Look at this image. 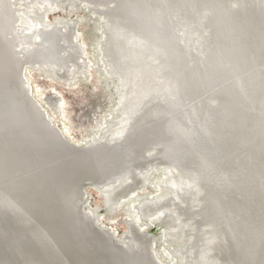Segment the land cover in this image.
Masks as SVG:
<instances>
[{"label":"bare ground","instance_id":"obj_1","mask_svg":"<svg viewBox=\"0 0 264 264\" xmlns=\"http://www.w3.org/2000/svg\"><path fill=\"white\" fill-rule=\"evenodd\" d=\"M20 1L21 0H0V34L3 32V29H8L11 26L10 21H8L11 16H13V20L14 18L18 20L21 19L23 26L31 34L30 45L26 48L28 49L27 53L33 54L34 58H39L36 62V65H38L36 69L39 74L47 76L48 80L60 79L69 84H71V81L75 78L78 80L83 79L86 73H84L83 61L79 60V57L82 55L81 48L76 44H72L76 42L77 36L75 22L70 19V17L65 18L62 16H59L53 22H48L49 13L55 12L61 8L62 11H64L63 9L72 11L74 8H69L70 10H68L67 7H64L61 2L56 0H29L26 4L20 3ZM112 1V3H114V0ZM148 1L150 0H115V3H121H119L120 6L118 9L120 11L117 17L113 16L116 18L115 25L110 18L108 19L111 21L109 23H111V25L113 24L111 26L113 38L111 39L110 36L109 40L107 39V41H105V47L109 57L107 62L110 65L109 74L119 79L118 83L120 85V90L122 88L126 91V87H132L138 82L140 93L138 92V94L136 91L137 94L133 96L128 94V89L126 92L123 91L124 93H121V119H116L115 121L112 119L114 123H111L105 118V123H101L100 125L102 135L99 141L92 147L82 148L81 155L80 153L70 155L65 153V147L68 146L67 142L71 143V140L68 138L64 140L62 133L54 127L53 121L55 117L53 118L48 111L46 113L32 96L30 98L29 85L22 80L21 72L18 71L22 56L14 49L9 51L2 61L0 65V150H3V152L2 154L0 152V156H2L3 159L0 157V179L3 177H7L8 179L9 176L17 173H19V177H24L21 181L18 180V182L0 191V264H59L62 261L57 260L56 256L66 254L65 243L68 244L71 240L68 233V237L65 236L63 228L66 227L71 232L73 231V233L76 232L77 229L79 231L86 228L84 226L86 221L83 222L84 215L82 217V207L79 206L80 204L78 205L79 201H83V196L79 194V192L82 184L81 179L84 177L90 176L94 180H97V186L100 188L99 191L103 196L104 206L107 210L105 211L107 213L102 216L99 213V208H97V210L91 209L90 212L95 216L97 221L100 219V224L104 221L102 219L105 217L108 218L113 225L111 229L115 230L114 226L117 224L118 216H109V213L118 211V205L121 201L123 199H129L132 194L137 192L136 188H139L141 180L143 181L142 175L144 177V182L148 181L149 174L151 175L150 172L154 167L153 163H156V161L157 163L160 161L166 163L167 159L165 158H176V151L182 145L180 140H183V137L178 138L177 136H174L178 138L177 140L168 138L171 133H169L167 137L166 135L156 132L153 133L150 130H137L138 128L136 129V125L133 124L135 120L139 118V114L135 116V110L137 109L134 110V108L140 104L144 96H147L144 98H148L146 94L153 92L151 90L176 87L179 80L181 85H183L182 87L185 88L187 85L191 87L193 86L192 84H198L200 82L215 83L220 81L223 78V75H221L223 74L221 66L225 62V55L230 54L228 51L232 50V52H234L240 49L242 43L241 41V44L237 42L239 39L233 41V43L225 42L224 38L227 36V31L225 30L230 27L229 25H223L225 19L222 20L220 17L216 19L218 24L217 27L220 26V30H217L218 33H216L217 35L215 36L217 39L216 51L214 50L215 52L208 54V48L202 46V44L200 46L196 45V49H189L188 40H181V38H179V40L177 38V35L173 32L174 30L171 29L169 23L166 21V14H164L163 11L161 13L158 12L154 7L152 8L149 5L151 2L148 4ZM183 1L187 3L188 6H193L195 1L199 2L198 0H189V2L188 0H182V3ZM217 1L218 0H216V2ZM18 2L25 7L20 9L22 14L17 16L19 7L16 6ZM221 2L223 1L221 0ZM238 4L240 3L238 2ZM71 5L73 7L75 6L73 3ZM214 6H216V4L213 5V7ZM201 8L203 9V7ZM225 14L226 13H224V16ZM201 16L206 17L204 12ZM202 19L204 20V18ZM186 21L185 19V22ZM191 25H193V23ZM188 30H190V27ZM192 30H194V28ZM233 30L231 32H233ZM175 32L179 37V32L177 30ZM6 33L7 34L4 33V36L7 38L9 35H12V39H15L17 35H21L15 30H13L14 34H10L8 30H6ZM192 34L198 36L197 32ZM1 39L4 38L0 36V40ZM196 39H198V37ZM19 41L22 42V40ZM208 41L210 42V40ZM132 46H134L133 51L135 50V53L131 52ZM0 48L5 49V46ZM18 81L22 90H18V94L15 93V95H11L12 90L16 87L18 89ZM261 82L262 81H260V83ZM239 83V90L237 84H235L233 86L234 91H230L229 96L225 94L229 104L232 105L233 100H236L235 106L239 108V122L232 121V116L221 108H218L216 112V114L221 115V122L218 121L214 126L209 125V122L217 118L216 114L212 113L206 115L205 118L202 116L198 117L200 119L203 118V120L209 117L205 121V129L207 131L214 130L212 135L217 133L215 130H218L220 133L216 134L217 136L209 138L207 143L205 142L207 151L199 158H195L191 153L192 149L189 147L182 162L176 159L178 162L184 163L182 165L184 167L180 170L178 169L179 173L177 172L178 174H176L174 172L173 174L167 171L170 176L166 182V188H168V190L166 192L163 191L161 195L155 199H144L139 205L140 215L144 217V219L151 217L160 222H164L163 226L168 233L167 236L176 238L177 242L179 241L181 244L179 254L186 261V264L187 262L189 264H196L199 258H201V255H196L194 252H196L198 248H203L202 242L206 241L204 240L206 235L202 236L201 232L198 231L196 221L198 218L195 217V209H198V211L201 210V213L205 216L207 225L209 224L211 227L222 226L229 230L231 238L228 239L224 236L223 241H226L225 243H231V241H233L234 244L239 245L236 250L232 249L234 256L237 257L238 255H242L241 258L251 257L253 254H257V252L264 255V120L261 121V116L254 110L256 106L258 108L260 105L259 110L264 114V94L262 95V101L257 105V96H254L253 91L245 90L241 82ZM73 85H75L74 82ZM116 86L118 87V85ZM181 91L185 96L190 95L186 93L187 91L185 90ZM227 91L229 90H226V92ZM255 92L257 93V88ZM156 95L159 94L156 93ZM10 97H15V99L10 100ZM17 97H21L22 99H16ZM173 97H176V93ZM45 98L53 113L64 118L62 112L66 102L63 93H49ZM161 98L159 97V99ZM25 101L28 102L30 107L34 110L32 118L21 115V111L18 110L17 103H24ZM178 101L179 100H177V103ZM252 103L255 104L252 105ZM4 105H9L6 112ZM1 117H3V119ZM91 117L92 116H90V118ZM181 120L183 121V119ZM188 120L190 121L189 118ZM196 120L197 119H195V121ZM104 124L106 126H104ZM197 131L199 132L201 130L199 129ZM25 132H28L27 135ZM6 134H9V138L7 137L8 140L6 143H2V136ZM182 134L180 133V135ZM219 134L221 136H219ZM175 135H177V133ZM194 136H197V139L199 138L198 133H195ZM21 137H25V141L21 140ZM93 140L97 139L94 138L91 141ZM91 141L89 140V142ZM191 141L193 144L194 140ZM89 142L86 143L83 139L81 143L91 146ZM111 142L116 144L114 145L115 148H109L110 144L112 145ZM249 144L250 149L247 152ZM57 146L63 149V152L59 148H56ZM252 146L253 149H251ZM72 150L78 152V149L76 150L74 147H72ZM70 157L72 163L68 162V158ZM44 161L52 163L48 171L45 169L44 165L47 164H44ZM150 161H152L151 164L149 163ZM172 162L175 163L176 161ZM39 166H41L39 170L42 173L38 172ZM48 167L47 165V168ZM142 167H146V171L141 170ZM46 172L48 176L56 174L57 178H62L63 181L68 180L67 186L61 190H57L60 189L57 185L55 189V187L50 186L51 184H46L44 190L43 188L39 189L38 185H41V183H39L37 181L39 179L36 178L47 176ZM16 176L18 177V174ZM51 194L54 200L51 198ZM132 205L133 204H131V207ZM135 207H137V205ZM65 211L69 214L68 218L65 216ZM71 215H74L75 219L79 218L78 223L76 222L77 220L70 219ZM141 216L137 215L136 219L141 220ZM151 218L150 220H153ZM40 220H43L42 224H40ZM88 220L87 218V221ZM51 221H54V223L57 222L56 228H54V224H50ZM44 223L45 227H43ZM131 224L132 223H129L130 230L128 232H132V235L125 236L126 238L128 236V245H126V248H130L131 253L134 254L132 259L128 260L129 264H156L157 260L155 259V261L153 259V254H149L151 246H153L152 237L149 238L148 232L145 234L140 233L141 230L137 229L135 226L136 224ZM90 225L88 223V226ZM203 227H201L202 230L204 229ZM230 227H232V230ZM93 228L96 229V226ZM243 228L245 229L244 231ZM249 228L251 229L248 231ZM221 229L222 228H220V230ZM79 235L80 236H76L78 237V241L83 240L84 238L81 237L83 234L79 233ZM108 235L110 236V234ZM226 238L228 240H226ZM136 239L137 242H141L142 246L145 248H135ZM207 240H209L208 237ZM105 241L108 242L109 240L106 238ZM28 243H31L30 246L32 245V247L25 246L26 244L29 245ZM71 244L76 245L74 242ZM103 245H101L100 248H107L106 245L108 244ZM62 246L64 247L62 248ZM112 246L113 245L108 248ZM36 247H38V250H36ZM112 248L108 249L110 255L113 254L112 250L114 249ZM205 248H207V246ZM74 250L78 251V254L82 253L84 256L87 253V249L79 248ZM100 250L101 252L98 253L108 254L104 250ZM221 254L218 255L220 256L219 260H221ZM66 255L64 258L69 254ZM71 255L69 259L73 257ZM76 255L74 257H76ZM100 256L101 255H98L96 257L100 258ZM30 259L34 261H29ZM235 260H237V258ZM71 261H73V259ZM212 263L215 264L214 261ZM221 264L238 263L229 261ZM239 264L246 263L244 261ZM257 264H264V256L262 262H258Z\"/></svg>","mask_w":264,"mask_h":264},{"label":"rangeland","instance_id":"obj_2","mask_svg":"<svg viewBox=\"0 0 264 264\" xmlns=\"http://www.w3.org/2000/svg\"><path fill=\"white\" fill-rule=\"evenodd\" d=\"M27 1H29V0H26V1L21 0L20 3L26 4ZM56 1L61 2L64 7L68 8V10H70L69 8H74V10L66 11L65 9H63L64 11H62V8H61L55 12H51L48 15V20H49L48 22L55 21L59 16H62L65 18L70 17V19H72L75 22V26H76L75 30L77 32V34H76L77 36H76V40H75L76 42L72 43V44H76L81 48L82 55L79 57V60L83 61V65H84V69H85L84 73H86V76L81 80H78L77 78L73 79V81H71L72 82L71 83L72 85H71L69 83H66V82L60 80V79L48 80L47 76H43V75L39 74V72L36 69V67L38 66V65H36V62L38 61L39 58H34L33 54L27 53L28 49H26L30 45L31 34L23 26L22 20L21 19L18 20L17 18L16 19L14 18V20H13V16H11L8 20V21H10L11 26L8 29H3V32L0 34V36H2V38H4V39L0 40V47L3 48L5 46V49L0 48V65L2 64V61L7 56L8 52L11 50L15 49V51L20 56H22V61L19 64L20 70L18 69V71L21 72L22 80L27 85H29V88H30L29 89L30 90L29 96H30V98L32 96V98L37 102V104L46 113L48 111L49 114L53 118L55 117L54 121H53V123L55 125L54 127L62 133V135L64 136L63 137L64 140H67V138L69 140H71L70 141L71 143L67 142L68 146L65 147V151H66L65 153L68 155L80 153V155H81L82 148L92 147L95 145V143L97 141H99V138L102 135V129H100L101 123H105L106 119L108 120V122H111V123L112 122L114 123V121L116 119L117 120L121 119V117H122L121 112H120L121 111L120 110L121 93L126 92L128 89V91H127L128 94H131L134 96L139 92V84L137 82L132 87H126V91H124V89H122V88L120 90L119 89L120 85L118 83L119 79L114 77V75L109 74L110 65L107 62L109 60V57H108V52H107L106 47H105L106 46L105 41H107V39L109 40L110 36H111V39L113 38L112 37L113 31L111 29V26L113 24L115 25V21H116L115 17H117L118 16L117 14H119L120 10H118V9H119V6L121 4L120 3L121 1L116 2V3H115V0H114V3H112L113 2L112 0H110V1L109 0H71V1L70 0H56ZM152 1H153V4H152ZM198 1L200 3L195 1L193 3L194 4L193 6L192 5L188 6L187 3H185L184 1L182 3V0H172V1L171 0H165V2H167V3H165L164 1H161V0H150V1H148V4L151 2L149 5L152 8L154 7V9L157 10L158 12L161 13L163 11V13L166 14V16H165V18L167 19L166 21L169 23V26L171 27V29L174 30L173 32L175 33V35H177V38L178 39L181 38V40H185V39L188 40L189 49L190 48L196 49L197 46H200L202 44V46L208 48L207 49L208 54H212V52L216 51L215 49H217V45H216L217 39L215 36L217 35L216 33H218V31L220 30V26L217 27L218 24L216 22V19L218 17H220L222 20L225 19L223 25L224 24L226 26L229 25V27H230V28H227L225 30V31H227L226 32L227 33V36H226L227 39L224 38L225 42L226 43H233V41H237L239 39L237 42L240 43V41H241V43H242V44L240 43L241 44L240 49H237L234 52H232V50L228 51V52H230V54L225 55V62L221 66V71L223 72V74H221V75H223V78L220 81H217L215 83L214 82H211V83L200 82L198 84H192L193 86H191V87L189 85H187V87L185 88V87H182L183 85H181L180 80H179L176 87L174 86L171 88L167 87L164 89L160 88L157 90H151L153 92H149L146 94V95H148V98H144V97H147V96H144L143 99L141 100L140 104L137 105L136 108H134V110L137 109V110H135V116H136V114H139V118L137 120H135V122L133 124V125H136V129L138 128L137 130H143V129L144 130H150L153 133L156 132V133H159L162 135H166L167 137L169 136L168 135L169 133L172 134V132H173L174 135L170 134V136L168 137V138H171L172 140H174V139L177 140L179 137H183V140L182 141L180 140V142L182 144H184V143H186V144H184L182 149H184V151L187 152L189 150V147H190V149H192L191 153L195 156V158L201 157V155L207 151L206 150L207 149L206 143L209 141V138L217 136L216 134L220 133L218 130H215L217 133H215V135H212V132H214V130L213 131H211V130L207 131L205 129V121L209 118L208 117V118L203 120V118H205L206 115H210L212 113L216 114L217 109L221 108V109H224L228 114H230L232 116V118H233L232 121L234 120L235 122H239V120H240L239 113H238L239 108L235 106L236 100L234 99L232 102V105H231V104H229L228 99H226L227 96H225V94H228V96H229L230 91L231 92L234 91L233 86L235 84H237L238 90H239V85H240L239 82H241V84L244 86L245 90L253 91L254 96H257V101L255 100L257 102V105L259 102L262 101V95L264 94V67H263L264 66V0H234V2H233V0H222L223 2H221V0H218L217 2H216V0H211V1L210 0H208V1L198 0ZM161 2H163V3H161ZM188 2H189V0H188ZM238 2L240 4H238ZM70 3L71 4L73 3V5H75V6L73 7ZM159 4H160V6H159ZM202 4H204V5H202ZM215 4L217 7L216 6L213 7V5H215ZM196 5H197V7H196ZM198 5H199V7H198ZM16 7H19V10L17 12V16H18L19 14H22V11L20 9L25 7V6H22V4H19V2H18ZM201 7H203V9ZM208 8H210V9H208ZM241 9H243V10H241ZM196 10H198V11H196ZM199 10H200V12H199ZM175 11H177V12H175ZM216 11H217V13H216ZM236 11H237V13H236ZM197 12H198V14H197ZM203 12L207 18L205 16H201V15H203ZM205 12H206V14H205ZM115 13H116V15H115ZM224 13H226L225 16H224ZM172 14H173V16H172ZM188 15H190V16H188ZM113 16H115V17H113ZM184 16H186V17H184ZM208 16H210V17H208ZM234 16H235V18H234ZM169 17L170 18L173 17V18L170 19ZM179 17L182 19V21H180V22H183V23L179 22ZM198 17H201V18H198ZM109 18L111 21H113L112 25H111V23H109V22H111L110 20H108ZM202 18H204V20ZM185 19L187 20L186 22H185ZM210 20H212V21H210ZM195 21H197V22H195ZM198 22H199V24H198ZM208 22H209L210 26H209ZM225 22H227V23H225ZM106 23H107V25H106ZM192 23H193V25H191ZM211 23H212V25H211ZM174 24H176V25H174ZM174 27H175V29H174ZM189 27H190V30H188ZM245 27H247V28H245ZM249 27H251V28H249ZM193 28H194V30H192ZM233 28H234V30H233ZM259 28H261V29H259ZM12 29L17 31L21 35H17L15 39L14 38L12 39V35H9L6 38L4 36V33L7 34L6 30H8L10 32V34L11 33L14 34ZM110 30H111V33H110ZM176 30L179 32V37H178V34H176V32H175ZM232 30H233V32H231ZM261 30H262V32H261ZM196 32H197L198 36L197 35L194 36L192 34V33H196ZM254 32H255V34H254ZM201 33H202V35H201ZM180 34L183 37H181ZM213 34H214V37H213ZM197 37H198V39H196ZM19 38H22V39H19ZM234 39H236V40H234ZM19 40H22V42H20ZM208 40H210V42ZM104 42H105V44H104ZM191 43H192V45H191ZM132 47L133 48L131 49V52L135 53L134 52L135 50L133 51L134 46H132ZM130 48H131V46H130ZM132 53H130V54H132ZM232 58H234V59H232ZM255 61H256V64H255ZM225 71H226V74H225ZM77 73H79V72H77ZM260 81H262V82L260 83ZM73 82L75 83V85H73ZM116 85H118V87ZM122 87H124V86H122ZM256 88H257V93L255 92ZM181 90L187 91L186 93H189L190 95L185 96L184 94H182ZM226 90H229V91L226 92ZM136 91H137V93H136ZM53 92H55V93L61 92L64 95L65 102H66L64 105L63 112H62V114L64 115V118H61L59 115L54 114L51 107L47 103V99L45 98L46 95L49 93L51 94ZM155 92L159 95H156ZM15 93L18 94L17 87L14 90H12L11 95H13V94L15 95ZM175 93H176V97H173V96H175ZM160 94H161V96H160ZM58 95L61 96L60 94H58ZM159 97L160 98L162 97L161 98L162 100L159 99ZM10 98H11L10 100L15 99V97H10ZM19 98L22 99L21 97H17L16 99H19ZM177 100H179L178 103H177ZM144 101H146V102H144ZM150 103H151V105H150ZM162 103H163V106H162ZM17 104H18V106H17L18 110L21 111L20 112L21 115L32 118L34 110L30 107V104L28 102L25 101L24 103L20 102ZM142 104H143V107H142ZM176 104H178V105H176ZM192 104H193V106H192ZM254 104L255 103H252V105H254ZM4 106H5L4 109L6 112L9 105H4ZM145 106H146V108H145ZM203 106H205V107H203ZM259 107H260V105H259ZM259 107L257 108V106H256V108H254V110L258 112V114L261 116L260 120L263 121L264 120V117H263L264 114L262 113L261 110H259ZM146 109H148V110H146ZM216 115H217V118H214V121H210L209 125L214 126L218 121L221 122V119H220L221 115H218V114H216ZM90 116H92V117L90 118ZM201 116L203 117L202 119L198 118ZM34 117H33V119H34ZM1 118L3 119V117H1ZM188 118L190 119V121L188 120ZM181 119H183V121ZM195 119H197V120L195 121ZM90 120H91V122H90ZM149 124H150V126H149ZM104 126H106V125L104 124ZM117 126H118V124H117ZM97 128H99L100 130ZM199 129L201 131L198 132L197 130H199ZM35 130H36V128H35ZM195 131H197V132H195ZM175 132L177 133V135H175L176 134ZM179 132L181 134L182 133H184V134L180 135ZM25 133L27 135L28 132H25ZM195 133H198V137H199L198 139H197V136L196 137L194 136ZM94 134L95 135L97 134L96 137ZM6 135H8V136H6ZM6 135L2 136V138H3L2 143L7 142L8 138H9V134H6ZM174 136H177L178 138H176ZM219 136H221V135L219 134ZM24 138L25 137H21V140H24ZM94 138H96L97 140L91 141ZM83 139L86 141V143H88L90 140L91 142H89V144H91V146L82 144L81 142L83 141ZM191 140H194L193 144H192ZM196 142H197V144H196ZM111 143H112V145L110 144L109 148H115L114 145H116V144L113 142H111ZM212 143H215V142H212ZM189 144L192 146H190ZM185 145L187 146V148L185 147ZM200 145H201V147H200ZM70 146L76 148V150L78 149V152L73 151L72 147H70ZM56 148L60 149V147H58V146ZM249 149H250V144H249V148H248L247 152L249 151ZM251 149H253V146ZM10 150L13 151L12 149H10ZM60 150L62 151L63 149H60ZM70 151H72V152H70ZM0 152L2 154L3 150H0ZM0 157L2 158V156H0ZM180 161L182 162V160H180ZM149 163L151 164L152 161H150ZM44 164H47L49 166L47 168V165H44L45 169L48 171L50 169V165H52V163L44 161ZM176 164H177L176 162L174 163V162H168V161H166V163H164L162 161H160L158 163L156 161V163H153L154 167L152 168V170L150 172L151 175L149 174V177H148L149 179L147 182H144V177L142 175L143 181L141 180V182H140L141 184L139 185L140 187L136 188L137 194L136 193H134L135 195L132 194V196L129 199H126V200L123 199L121 201L122 204L120 203L118 205L119 210L109 213V216H111V215L118 216L117 224H116V226H114L115 230L111 229L113 227V225L110 223L108 218L105 217L104 219H102L104 221H102V223L100 224V219H98L99 221H97V219H95V216L92 215V213L90 212L91 209L97 210V208H99V213L101 214V216L107 213V212H105L107 210H106V207L104 206L103 196L99 191L100 188L97 186V184H98L97 180H94L90 176L82 178L81 179L82 184H81V188H80L81 190H80L79 194H81L83 196V201L82 200L79 201L78 205L80 204L79 206L82 207L81 208V210L83 211L82 217L84 215L83 222L86 221L85 223L87 224V226H88V223L90 225V223L92 222L90 226L94 230V234L88 235L90 237L89 240H91V243L96 244L98 242L97 244L101 243L100 245H103V243H104V245L108 244V245H106L107 248L109 246L113 245L112 246L113 248L110 247L112 249H115L119 245H120L119 246L120 248H123L122 246L128 245V236L132 235V232L131 233L128 232L130 230L129 229L130 228L129 223H132L133 225L136 224L135 226L137 227V229L141 230V231L139 230L140 233L145 234L146 232H148L147 234H149V238H151V237L153 238V239L151 238L153 246H151V250H150L149 254L150 253L153 254V256H154L153 259L157 260V261L155 260L157 264H186V261L179 254V248L181 245L179 243V241L177 242L176 238L167 236L168 233L165 230L163 223L161 224L160 221L155 220L151 217L150 218L153 220H150V218L144 219V217H142L140 215V209H139L140 202L143 201L144 199H150V200L155 199L158 196H160L163 191L166 192L168 190V188H166V182H167L168 178L170 177L168 175V173H173V174H174V172L176 174L179 173V171H178L179 168H178V165H176ZM182 165H180L179 167L183 168L184 166H182ZM28 166H30V165H28ZM40 167L41 166H39V168H38V172L42 173L39 170ZM141 170L146 171V167H142ZM167 171H168V173H167ZM17 174H18V177L16 176ZM17 174H13V175L9 176V178H8L9 180L7 179V177L1 178L0 179V191H1V189H5V188L9 187V185H12L13 183L18 182V180L21 181L24 176L19 177V173H17ZM46 175L47 176H41L39 178H36V179L40 180V181L39 180H37V181L39 183H41V185H42L41 186V185L37 184L39 189L43 188V190H44V188L46 187L45 186L46 184H51L50 186L55 187V189H56V185H57L60 188L57 190H61L62 188H65L67 186L66 184H67L68 180L63 181L62 178H57L56 174H52L51 176H48V173L46 172ZM35 176L37 177L36 174H35ZM51 198H53L52 194H51ZM53 200H54V198H53ZM131 204H133L132 207H131ZM136 205H137V207H135ZM86 213H87V217H86ZM136 214L138 216L142 217V218L140 217L141 220L136 219V216H137ZM65 216H66V218H68V216H69V214L66 211H65ZM195 217L198 218V219H196L198 231L201 232L202 236L206 235L205 236L206 238L204 237V240H206V241L202 242V246H204V247L198 248V249H196V252H194V253H196V255H199V256L201 255V258H199L198 261L196 260L197 262H199V261L200 262L199 263L196 262V264H213L212 263L213 261L215 264H221V263L229 262V261H232V263L237 262L238 264L240 262H244V261L246 264H257L258 262H262V258L264 255L260 252H257V251H253V252H257V254H253V256H251V257L241 258L242 255H238L237 257L234 256L233 250H236L239 245L234 244L233 241H231L232 244L228 243V242L225 243L226 241H223L224 236L227 237L228 239L231 238V236L229 235V233H230L229 230L223 228L222 226L211 227V226H209V224L207 225V223L205 222V216L203 215V213H201V210L198 211V209H195ZM87 218L90 220V221L88 220L89 222L87 221ZM70 219L77 220L76 221L77 223L79 220V218L75 219L74 215H71ZM50 224L51 225L54 224V228L57 227L56 223H54V222H50ZM86 224H84V225H86ZM99 225H101V226H99ZM95 226H96V229L93 228ZM183 226L186 227L185 225H183ZM43 227H45V223H44ZM201 227L204 228L203 229L204 231L201 229ZM220 228H222V229L220 230ZM230 228L232 230V227H230ZM79 229H81V228H79ZM98 229H99V231H98ZM145 229H147V230H145ZM250 229L251 228H249L248 231ZM101 230H102V232H101ZM244 230L245 229L243 228V231ZM132 231L134 232L133 229H132ZM76 232H77V234L80 233L78 231V229ZM76 232L73 233V231H72L71 236L69 235V238L71 239L70 243H68L69 245L73 242L72 240H74V239H75L74 241H78V237H76ZM66 233L64 231L65 236L68 237V235ZM98 233H100L101 235ZM225 233H227V234H225ZM72 234L75 236H73ZM108 234H110V236ZM112 234H113V236H112ZM102 235H104L111 242H106L105 241L106 238ZM126 235H128L127 238L125 237ZM207 237L209 238V240H207ZM168 238H170V239H168ZM227 238H226V240H228ZM102 239H103V241H102ZM126 239H127V241H126ZM112 240H113V242H112ZM135 241H136L135 248L136 247L137 248H145L142 246L141 242H137V239ZM205 243H206V245H205ZM28 244L29 245L26 244L25 246L32 247V245L30 246L31 243H28ZM68 244L65 243V248H66L65 253L66 254L68 253L69 255L67 254L68 255L67 256L65 254L67 256L65 258H64L65 255H62V256L58 255L57 257H60L62 260V261L61 260H59V261L63 262V260H64L63 263L60 262L59 264H64V263L65 264H76V263L80 264L81 262L83 264H86V262H84V259H83L85 256L82 253L78 254V251H75L74 249H72V247H70ZM206 246H207V248H205ZM224 247H225V249H224ZM110 248H108V249H110ZM221 248H223V249H221ZM177 249H178V251H177ZM36 250H38V247H36ZM220 251H222V252H220ZM73 252H76L77 255H76V253H73ZM105 252H107L108 255H110V253H109L110 251H105ZM112 252H114V251L112 250ZM225 252L227 255L225 254ZM219 254H221V260H219L220 259V256H218ZM70 255L73 257L69 259ZM75 255H76V257H74ZM50 256H52V255H50ZM236 258H237V260L239 259L238 260L239 262L237 260H235ZM72 259H73V261H71ZM225 259L226 260L228 259V260L226 261ZM248 259H250V260H248ZM29 261H34V260L30 259ZM90 261H93V260H90ZM32 264H35V263H32ZM187 264H189V263L187 262Z\"/></svg>","mask_w":264,"mask_h":264},{"label":"water","instance_id":"obj_3","mask_svg":"<svg viewBox=\"0 0 264 264\" xmlns=\"http://www.w3.org/2000/svg\"><path fill=\"white\" fill-rule=\"evenodd\" d=\"M162 1L165 2V0H162ZM180 21H182L181 18H179V22ZM110 33H111V30H110ZM15 83H16V81H15ZM18 90L19 91L22 90V88L19 85V81H18ZM184 144H186V143H184ZM184 144H182L180 146V148L176 151V156H175L176 158H174V159L165 158V159H167L166 161H168V162L176 161V163L178 165V168H179V165L184 164V163H180V162H178L176 160V159L183 160L184 156L187 154V152H185L184 149H182ZM185 147L187 148L186 145H185ZM68 162L72 163L71 157L68 158ZM179 169H181V168H179ZM181 171H183V170H181ZM51 222H54V221H51ZM40 223L42 224L43 220H40ZM161 223H164V222H161ZM56 224H57V222H56ZM84 226L86 228H83L81 231L79 230V232L83 234L81 237H83L84 239L81 240V241L72 240L74 243H76V245H73V244L69 245L70 247H72V249H79V248L80 249L81 248L82 249H87V253H86L85 257H84V262H86L87 264H97V262H98V264H129L128 260L132 259V257L134 256V254L131 253V249L130 248H126V246L123 247V248H118V247H116L117 246L116 245L115 246L116 248L113 250L114 252H112L113 254H111V255H108L106 253H98V252H101L100 249H102L104 251H109V250H107V248H104V247L100 248L101 247L100 244L91 243V240H89V236L88 235L94 234V231H93V229L90 226H87V225H84ZM64 231H65V233L67 232L68 235H71V231L68 228L64 227ZM73 236H75V235H73ZM76 236H80V235L76 234ZM63 247L64 246H62V248ZM98 255H101L100 258L96 257ZM149 258H150V256H149ZM152 258H153V256H152ZM56 259L57 260H61V258L57 257V256H56ZM90 260H93V261H90Z\"/></svg>","mask_w":264,"mask_h":264}]
</instances>
